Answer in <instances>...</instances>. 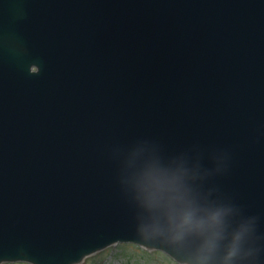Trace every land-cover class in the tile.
I'll use <instances>...</instances> for the list:
<instances>
[{"label": "water", "instance_id": "95a60500", "mask_svg": "<svg viewBox=\"0 0 264 264\" xmlns=\"http://www.w3.org/2000/svg\"><path fill=\"white\" fill-rule=\"evenodd\" d=\"M149 176L219 214L211 258ZM237 233L228 264H264V0H0V264H223Z\"/></svg>", "mask_w": 264, "mask_h": 264}, {"label": "clouds", "instance_id": "9594fccd", "mask_svg": "<svg viewBox=\"0 0 264 264\" xmlns=\"http://www.w3.org/2000/svg\"><path fill=\"white\" fill-rule=\"evenodd\" d=\"M145 206L149 210L162 209L169 216V220L179 230V234L195 233L204 238L203 250L207 253L205 259L211 258L217 247V242L222 238L217 231L219 214L211 216L208 220L199 217L195 209L180 199L178 191V179L169 178L166 182H159L151 176L138 185ZM242 233H237L228 247L223 264L237 255L240 247Z\"/></svg>", "mask_w": 264, "mask_h": 264}, {"label": "rangeland", "instance_id": "374dc122", "mask_svg": "<svg viewBox=\"0 0 264 264\" xmlns=\"http://www.w3.org/2000/svg\"><path fill=\"white\" fill-rule=\"evenodd\" d=\"M29 264V263H3ZM80 264H178L164 252L146 250L133 244H116L92 254Z\"/></svg>", "mask_w": 264, "mask_h": 264}]
</instances>
